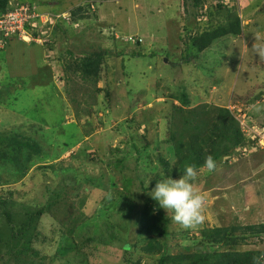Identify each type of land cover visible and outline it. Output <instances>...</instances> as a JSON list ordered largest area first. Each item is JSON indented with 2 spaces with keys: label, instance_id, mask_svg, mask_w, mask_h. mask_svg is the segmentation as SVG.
<instances>
[{
  "label": "rangeland",
  "instance_id": "374dc122",
  "mask_svg": "<svg viewBox=\"0 0 264 264\" xmlns=\"http://www.w3.org/2000/svg\"><path fill=\"white\" fill-rule=\"evenodd\" d=\"M192 1L10 0V7L27 4L38 9L37 21L30 25L40 37L32 40L31 29L28 38L11 37L0 47V132L18 130L38 139L33 131L41 127L45 143L52 145L49 150L59 154L51 161V170L49 166L37 167L41 163L31 165L22 181L0 186V195L10 190V211L18 220L26 217L25 211L44 204L53 192L67 195L73 199L74 211L86 219L89 233L84 228L76 230L74 240L63 235L66 219L53 205L33 223V237L27 244L37 255L28 252L21 257L24 262L5 264L123 262L125 240L134 243L137 239L134 221L145 195L164 175L154 156L159 153L174 162L164 144L172 125L163 116L170 118V112L179 106L180 100L173 96L195 93V78L185 71V59L195 49L184 45V40L225 20L219 3L238 14L242 30L237 36L215 41L208 55L197 61L199 72L209 76L204 75L211 85L209 99L196 103L230 108L243 124L245 143L221 158L215 171L199 170L194 189L203 198L205 220L201 225L183 229L172 221V213L164 210L171 232L167 249L172 255L198 250V240L193 238L202 229L264 223V58L253 51L264 46V0H202V9L197 10ZM79 6L78 20L70 22V14ZM53 30L55 35L50 33ZM128 36L141 41L136 45L125 40ZM67 49L75 55H105L95 84L102 92L92 96L93 85L79 75L64 79L66 73L71 75L66 69L73 62ZM248 97L251 101L244 103ZM146 141L149 145L141 161L135 147L141 149ZM60 165L68 169L62 171ZM0 166L5 180L3 172L9 165ZM77 200L83 203L80 209ZM6 223L0 210V230ZM0 234L7 239L6 234ZM98 234L109 243L91 242L85 244L87 255H77L73 248L62 259L56 258L63 246L73 247ZM246 242L234 248L264 250V236H249ZM142 244L137 242L130 249L132 261L128 264H155L158 252L149 256L142 251Z\"/></svg>",
  "mask_w": 264,
  "mask_h": 264
},
{
  "label": "trees",
  "instance_id": "16d2710c",
  "mask_svg": "<svg viewBox=\"0 0 264 264\" xmlns=\"http://www.w3.org/2000/svg\"><path fill=\"white\" fill-rule=\"evenodd\" d=\"M192 3L196 10L199 7L202 9V0H193ZM9 4L10 0H0V20L4 18V15L7 14L10 9L18 7H10ZM22 6L28 7L29 14H38L39 12L36 7L32 8V6L27 4ZM218 8L225 10L224 14H222L225 19L224 21L221 22L220 20L217 24H210L209 29H204L200 33H196V35H187V39L184 40V45H190L195 49V52L189 53L188 60L185 59V61H187L185 63V71L190 74L191 77L194 76V81L197 85H195L194 95H190L191 92H182L178 96H173V98L180 100V104L179 106H175L174 110L170 112L172 115L170 118L168 115L163 116V119H169L172 125L167 140H164V144L169 147L174 157V162L170 163L168 159H165L159 153L154 156L164 172V175L161 177L159 176L158 179L166 176L179 178V175H181L183 169L187 165L195 166L199 173V170L204 168L203 165L206 157L212 156L218 164L221 158H226L234 149L245 143L243 125L237 122L229 108L226 106H212L206 103H196L198 100L209 99L211 85L206 83L207 77L209 78V76L204 74V72H199L197 61L200 58L202 59L203 56L208 55L210 52L209 49L212 48L215 41L227 35L237 36L242 30L241 20L236 12H232L221 3L218 4ZM79 11H81L80 6L76 10H73L72 14H70V22L78 20L76 17L78 14L76 15V13ZM80 16L83 17V14ZM35 21H37V18H35ZM30 22L31 20H28L24 23V29L27 31L31 30V26L29 25ZM54 31L55 30L50 33L55 35V33H53ZM17 36L18 31H9V33L5 35V30L0 29V43H3L0 44V47H4L11 37L18 38ZM31 36L34 39L40 37L35 29L32 30ZM21 42L26 43L24 41ZM133 43L138 45L140 42L135 39ZM66 52H68L69 57L73 59V62H70L66 69H70L71 75L66 73L64 79L68 81V79H72L71 77L79 75L83 82L93 85L94 92L92 96L96 94L95 92H102L103 90L101 89L96 90L95 84L100 78V68L105 55L100 53L75 55L72 53L74 51L70 49H67ZM130 53L133 55L135 54L134 52ZM171 64L177 66L176 63ZM194 70L195 73H193ZM197 75L199 76L197 77ZM202 76H204V78H201ZM200 78L203 80L202 83L199 82ZM189 80L190 79H188V81ZM106 89H104V91H106ZM154 91L155 93L157 92V85H155ZM170 97L172 98V96ZM249 100L250 97L244 100V103H249L251 101ZM229 103L233 102L229 100ZM30 128L33 127L31 126ZM42 130L43 129L39 127L33 131L38 139L30 135L28 136L24 132L18 130L15 131L10 129L9 131L4 130L0 132V163L9 165V167L4 169V172L2 171L5 173V180H3V177L0 175V186L11 185L19 180L22 181L28 171H30V168L35 164L38 165L37 163H41L37 167L47 168L49 166L50 170L53 168L51 161L54 160L59 153L53 151V154L51 153L49 148H51L52 145L45 143L44 136L41 133ZM160 143H163V141H160ZM148 145L149 141H146L141 149L135 147L137 153L138 150L140 151L139 159L141 161L144 158L142 152L147 150ZM61 153L62 152H60V154ZM72 156H75L74 153H72ZM88 159L94 161L93 158L89 157ZM44 162L48 163L46 164ZM151 168L154 170L155 166H151ZM60 169L66 171L68 168H64V166L60 165ZM53 172H55V170ZM142 175L143 177L145 176V174ZM28 176L32 177V175ZM143 177L140 179L144 180ZM157 180L154 181V184ZM90 182L92 184V178ZM142 182L143 181L140 182L141 186L143 185ZM2 195H0V210L7 223L6 226H4V230H0V233L3 232L6 234L7 239H4L2 237L3 234H0V264H5L7 261L11 260L15 262H24L21 257L23 255L26 256L28 252L30 254L32 253V255H37V252L34 250H29V245L27 244L28 239L33 237V223L39 219L42 214L49 213L53 205L60 209L59 214L61 218L65 216L66 222H64V225L66 227V233H63V235H67L70 238L73 236L72 239L74 240L76 230L78 231L84 228L86 229V233H89L86 219L79 217V212L74 211L75 209L72 208L73 199L67 195L53 192L49 195L47 201L40 207H37L33 211H25L26 217L24 219L22 218V220L14 219L10 211V207L13 205L10 190H8L7 195ZM149 201L153 202L154 200L146 194L144 206L142 210L139 211L138 217L134 221L137 239L134 243H127L125 240L124 243L126 246L123 247V262L121 264L131 263L132 258L130 249L133 248L137 242L143 243L141 249L149 256L158 252V258L155 264H264V250H237L234 248L238 245L246 244V238L249 236H264V223L261 222L246 224L244 226H215L202 229L200 235L198 237L194 236L195 238H193L198 240L196 242L197 247H199L198 250L189 251L187 253H176L174 255L169 254L167 244L171 234L169 230L170 220L164 209L158 207L156 201H154V205L150 206L148 205ZM77 204L80 209L83 203L82 201L79 203V200H77ZM112 227L113 226L110 225V228ZM238 230H242V233L239 235L236 234ZM16 237L17 241H15ZM91 242L97 243L98 245H107L109 239L104 238V236L100 234L89 236L80 242L74 243L76 245L73 247L63 246L56 258L59 260L62 259L63 255L72 253L73 248L78 253L77 255L81 253L87 255L84 252V248H87L85 244L88 245ZM215 246L217 248L211 250V248ZM230 246H233V248ZM2 247L6 250L2 251ZM222 247L230 248L220 251L219 248ZM82 259L81 261H83ZM59 264H71V260H65Z\"/></svg>",
  "mask_w": 264,
  "mask_h": 264
},
{
  "label": "clouds",
  "instance_id": "9594fccd",
  "mask_svg": "<svg viewBox=\"0 0 264 264\" xmlns=\"http://www.w3.org/2000/svg\"><path fill=\"white\" fill-rule=\"evenodd\" d=\"M32 21H35V18ZM26 32V36H29L28 31ZM17 37L20 39L19 36ZM129 38H133V40ZM135 39L138 42L141 41L139 37L135 36H128L125 40L134 42ZM32 40L35 41L36 39L32 37ZM253 51L259 57L264 58V46L254 47ZM257 110L259 109L257 108ZM233 116L236 118L234 114ZM203 167L209 172H213L217 169L218 164L212 156H208L205 159ZM197 176L198 171L196 167L187 165L181 175H179V178H173L172 176L162 177L156 181L155 186L148 192V195L157 202L158 207L166 210V212H171L172 221L186 230L194 229L205 220L202 211L203 198L194 189V182Z\"/></svg>",
  "mask_w": 264,
  "mask_h": 264
},
{
  "label": "built area",
  "instance_id": "2783aa9c",
  "mask_svg": "<svg viewBox=\"0 0 264 264\" xmlns=\"http://www.w3.org/2000/svg\"><path fill=\"white\" fill-rule=\"evenodd\" d=\"M36 17V14L28 13V7L27 6H18L14 7L13 9H10L7 14L4 15V18L0 20V29L5 30V35L11 32L18 31V36L22 39L28 38L26 36L27 30L24 29V23L28 20H33ZM4 20H7L6 22ZM35 22V21H34ZM2 24H4V28L2 27ZM8 24L9 25L8 27ZM36 27V26H35ZM34 27L31 24V29ZM130 40H133V38H129Z\"/></svg>",
  "mask_w": 264,
  "mask_h": 264
}]
</instances>
